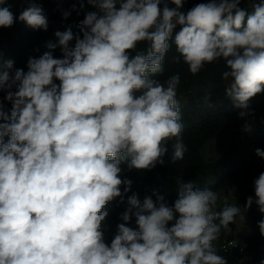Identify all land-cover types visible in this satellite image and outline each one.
I'll return each instance as SVG.
<instances>
[{"label": "clouds", "instance_id": "obj_1", "mask_svg": "<svg viewBox=\"0 0 264 264\" xmlns=\"http://www.w3.org/2000/svg\"><path fill=\"white\" fill-rule=\"evenodd\" d=\"M247 2L251 12L242 0H208L184 12L185 0H87L95 10L78 25L82 38L71 28L55 32L63 58L45 52L28 60L26 73L0 71V264H227L215 242L241 208L214 211L218 193L193 182L179 183L172 206L156 193L155 201L127 196L110 245L102 222L108 204L118 197L123 203L132 189L122 165H163L170 141L173 163L187 151L180 75L153 78L173 45L174 62L192 75L223 60L226 98L240 118L253 115L251 101L264 94V0ZM18 19L33 30L49 27L34 0ZM16 20L0 0V28ZM142 42L147 48L136 51ZM255 152L264 159V150ZM254 186L244 213L255 202L264 214V172ZM132 216L136 228L127 226ZM258 227L264 236V219Z\"/></svg>", "mask_w": 264, "mask_h": 264}, {"label": "trees", "instance_id": "obj_2", "mask_svg": "<svg viewBox=\"0 0 264 264\" xmlns=\"http://www.w3.org/2000/svg\"><path fill=\"white\" fill-rule=\"evenodd\" d=\"M34 2L43 8L49 27L47 31L28 27L18 19L20 12L28 6V0H8L17 20L10 28H0V71H8L10 75H14L17 69H23L26 73L28 60L38 59L45 52H50L54 58H63L55 32H64L71 28L74 36L80 35L82 38L78 25L88 10H95L91 9L87 0H83V10L80 9L81 0H34ZM206 2L208 0H185L184 4L192 8L197 3ZM73 5L76 10H73ZM240 6L247 8L249 12L252 11L247 0H242ZM64 11L70 12L67 19L62 15ZM49 43L57 46L49 48ZM71 43L74 45L75 40ZM147 46V42H142L136 51H144ZM135 54L130 53L132 56ZM177 55L173 45L165 56L163 73L153 78L164 81L171 75L177 73L180 75L177 99L180 102L181 121L184 124L183 142L187 147L184 158L172 162V146L175 141H170L163 165L157 164L150 171L135 169L129 171L126 165H122L124 168L122 177L133 181L132 188L140 185L137 193L141 202L146 196H151L155 201L156 196L153 193H156L163 195L169 206L174 205L178 199L179 183L182 181L193 182L198 188H208L217 192L219 198L214 211H220L226 205L239 206L241 213L235 218V223L229 226L231 231L222 229L219 238L233 236L241 239L245 247L242 254L244 255L255 242L254 226L264 219L262 216L250 220L252 225L248 227L244 237L233 234L239 227L238 219L243 216L247 198L252 197L255 201V176L259 170L264 172V165H259V157L255 152L257 148L264 150V94H258L251 101L250 111L253 115L240 118V110L235 109L224 94L229 81L222 77V73L228 70L223 60L207 64L200 73L192 75L182 60L180 63L174 62L173 57ZM9 60L13 61L11 69L6 67ZM56 83L59 84V81ZM4 96L5 93L0 91V100H3ZM11 107V103L4 101L5 111L9 114ZM248 124L252 128L250 132L245 131V125ZM127 196H130V192L125 195L123 203L118 197L107 206L109 215L102 222V231L105 243L109 245L117 234V226L124 223L120 217L128 208ZM251 207V212L260 213L255 202ZM216 222L218 223V220ZM127 226L137 227L135 216H132ZM216 248L217 253L225 258L227 264L238 261L242 256L239 254L226 256L218 246ZM262 262L264 253L255 254L249 259V264Z\"/></svg>", "mask_w": 264, "mask_h": 264}, {"label": "rangeland", "instance_id": "obj_3", "mask_svg": "<svg viewBox=\"0 0 264 264\" xmlns=\"http://www.w3.org/2000/svg\"><path fill=\"white\" fill-rule=\"evenodd\" d=\"M140 93H137L139 95ZM264 165V159L259 158V165ZM261 170H259L255 176V179L258 178V176L261 174ZM140 185L137 184L134 188L131 189L130 195L135 192L137 193ZM252 208V207H251ZM251 208L243 213L244 219L242 217H239L238 219V228L237 230L234 231V235H238L240 237H244L245 233L247 232V229L249 226H251V221L252 219H255L256 217H262L264 214L262 213H254L251 212ZM259 223V222H258ZM258 223L254 226V231H255V237L256 239L254 240L255 242L252 244L250 248H248L247 252L242 255L238 261L232 263V264H249V259L253 258L255 254L258 253H264V236L260 235Z\"/></svg>", "mask_w": 264, "mask_h": 264}, {"label": "built area", "instance_id": "obj_4", "mask_svg": "<svg viewBox=\"0 0 264 264\" xmlns=\"http://www.w3.org/2000/svg\"><path fill=\"white\" fill-rule=\"evenodd\" d=\"M169 7H175V5L170 4ZM189 9L191 8L184 4V7L181 9V11L187 12ZM177 30H179V28H177ZM256 208L258 209L257 205ZM215 246H218L220 251L226 256L234 254L242 255L245 252V247L241 242V239L233 236L219 238V240L215 242Z\"/></svg>", "mask_w": 264, "mask_h": 264}]
</instances>
